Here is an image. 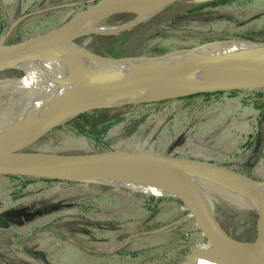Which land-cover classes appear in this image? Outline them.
<instances>
[{
	"label": "rangeland",
	"instance_id": "rangeland-1",
	"mask_svg": "<svg viewBox=\"0 0 264 264\" xmlns=\"http://www.w3.org/2000/svg\"><path fill=\"white\" fill-rule=\"evenodd\" d=\"M99 1L103 0H0V37L8 29L5 41L45 32ZM175 1L128 28L112 34L84 33L74 44L88 52L121 56L149 54L161 46H193L208 37L214 38L211 41H251L236 36L237 32L264 31V0H229L189 14L182 12L209 0ZM156 5L139 14L121 11L137 8L125 4L121 12L100 24L123 23ZM178 13L173 25L164 24ZM18 16L21 19L11 27ZM9 74L22 72L0 69V80ZM8 91L0 84V128L13 118L6 109L13 99ZM158 100L103 106L113 108L109 117L121 118L100 132L99 139L75 133L72 127L52 130L70 117L25 149L60 153L144 150L212 162L264 180V84ZM50 179L0 174V264H182L211 251L214 247L196 216L189 213L188 204L168 194L185 195L198 213L214 214L231 238L252 241L248 245L264 244L254 209L217 199L214 207H208L207 196L190 185L179 189L164 183L155 191L163 197H156L109 183ZM209 226L222 238L221 227L212 220Z\"/></svg>",
	"mask_w": 264,
	"mask_h": 264
},
{
	"label": "bare ground",
	"instance_id": "bare-ground-1",
	"mask_svg": "<svg viewBox=\"0 0 264 264\" xmlns=\"http://www.w3.org/2000/svg\"><path fill=\"white\" fill-rule=\"evenodd\" d=\"M101 3L102 10L75 25L70 32L41 41L38 46L32 45L25 54L0 57V69L11 67L22 72L20 76L9 74L11 76L0 80V84L9 88L8 93L13 98L6 108L13 118L0 128V149L25 145L52 126L91 107H115L126 102L173 97L175 93L159 89L168 85L196 84L204 90H214L264 84V42L244 39L208 41L155 58L141 56L92 61L87 50L74 44L78 36L84 33L112 34L148 19L163 5L158 0H103ZM125 4L136 6L130 10L139 14L149 6L157 5L121 26L100 25L115 11L121 12L119 9ZM36 71L39 73H34ZM114 167L69 174L84 181L125 186L163 197L156 195L155 191L159 190L157 186L166 182L154 174L133 164ZM117 169L119 173L108 172ZM178 177L182 183L201 190L208 198V207H214L213 200L217 199L256 211L252 198L238 183L227 184L195 175ZM200 214L204 217L203 212ZM205 228L216 241L221 239L210 228L209 220H206ZM194 259H202L199 264H264V244L234 250L221 248L217 251L213 248Z\"/></svg>",
	"mask_w": 264,
	"mask_h": 264
},
{
	"label": "water",
	"instance_id": "water-1",
	"mask_svg": "<svg viewBox=\"0 0 264 264\" xmlns=\"http://www.w3.org/2000/svg\"><path fill=\"white\" fill-rule=\"evenodd\" d=\"M163 3L162 8H164L169 3L175 0H158ZM103 8V4L99 1L98 3L82 10L81 12L73 15L57 27L41 32L32 36H27L15 41H5V36L11 31L8 29L0 37V57L7 58L12 57L13 55H22L27 53L32 45H40L41 41L49 40L55 38L60 34H65L70 32L72 28L88 19L90 16H93ZM121 11H132L130 9H123ZM116 13V11H115ZM22 16H18L11 24V27L14 23L21 19ZM136 17V14L128 19L127 21L116 24L113 26H121ZM101 25V24H100ZM10 27V28H11ZM123 30V29H122ZM253 41V40H251ZM208 42V41H204ZM201 42V43H204ZM264 42V41H260ZM201 43H198L193 46L179 47L175 49H169L164 52L155 53V54H133V55H103L93 51L88 52V58L92 61H102L107 59H124V58H135V57H160L164 54H167L171 51L177 50H188L190 47L197 46ZM256 84V83H255ZM255 86V85H254ZM159 89L173 92L174 96L185 95L190 93H195L199 91H211L204 90L196 84L189 85H168L161 87ZM222 89V88H218ZM214 89V90H218ZM103 107L95 106L92 108ZM88 110V109H87ZM85 111V110H84ZM65 121V120H64ZM58 125V124H56ZM55 126V125H54ZM53 127V126H52ZM50 129V128H49ZM48 130V129H47ZM46 130V131H47ZM44 131L43 133H45ZM43 133L37 135L33 140H30L28 143L22 146H14L8 148L0 149V174L6 175H30L34 177H46V178H56V179H65V180H81L75 175H70V172L76 171H97L103 169H112L116 168V165H128L133 164L137 167L144 169L161 181L169 183L179 189H184L185 184L179 179V175H188V176H200L203 178H210L216 181L224 182L229 184L230 182H235L241 185L248 195L252 198L253 202L256 205V212L259 215V221L262 228V236L259 239L264 241V180L254 178L245 173L239 172L237 170L229 169L227 167L199 160H191L186 158H179L173 156H167L163 154H158L150 151L144 150H135V151H106L99 153H65V152H53V151H40V150H29L25 149L26 146L31 144L35 139L41 136ZM120 172L119 169L108 171V172ZM117 173V172H116ZM176 196L182 198V200L188 204L189 213H192L196 216L197 222L201 230L205 233L209 241L212 243L215 250H218L220 247L223 249H234V248H244L247 247L252 241H243L231 238L224 228L220 225L214 214L211 215L204 213V217L194 210V205L191 203L188 197L181 194H176ZM212 220L217 227L222 229V238L219 241H215L209 235L205 228V220ZM256 239L254 241H257ZM191 262V258L185 260L182 264H187Z\"/></svg>",
	"mask_w": 264,
	"mask_h": 264
},
{
	"label": "trees",
	"instance_id": "trees-1",
	"mask_svg": "<svg viewBox=\"0 0 264 264\" xmlns=\"http://www.w3.org/2000/svg\"><path fill=\"white\" fill-rule=\"evenodd\" d=\"M224 1L228 2L229 0H209L203 3L196 4L186 9L182 13L184 14L194 13L196 10H201L205 6H208V5L215 6L216 4H223L225 3ZM180 15L181 14L178 13V14H174L166 18L164 21V24L169 25V26L173 25V22L178 20ZM236 36L249 39V40H253L254 42L264 41V31L263 30L254 32V33L237 32ZM22 38L24 37L17 35L12 41L19 40ZM212 39L214 38L212 37L201 38L198 42L201 43L204 41H211ZM185 46H189V45H185ZM168 49H172V48L162 47V46L153 48L152 50L149 51L150 52L149 54L164 52L165 50H168ZM198 94L200 93H197V95ZM125 106H128V105H125ZM110 109H113V108H110V107L92 108L91 110L84 111L82 113H79L78 115H75V117L71 118L70 120L68 119L65 123L58 125L52 130L67 129L69 127L70 128L72 127V130H74L75 133L84 134L86 136H89L90 138L99 139L101 138L100 132H104L105 130H107V128L110 125H112L116 120H118V118H121V117H109L107 113ZM51 131H49L46 135L51 134L50 133ZM9 176L17 177L18 175H9ZM40 178L45 179V180H51L50 178H46V177H40ZM152 198L153 197H149L148 199H152Z\"/></svg>",
	"mask_w": 264,
	"mask_h": 264
}]
</instances>
